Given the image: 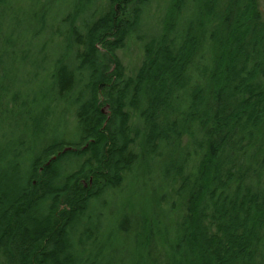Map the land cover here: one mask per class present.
I'll return each instance as SVG.
<instances>
[{
  "label": "trees",
  "instance_id": "16d2710c",
  "mask_svg": "<svg viewBox=\"0 0 264 264\" xmlns=\"http://www.w3.org/2000/svg\"><path fill=\"white\" fill-rule=\"evenodd\" d=\"M16 1L0 0V23L15 34L14 43L7 34L0 66L5 71L6 60H14L13 81H20L0 74V96L14 86L23 94L19 99L14 89L10 98L21 112L5 109L0 99V120L11 126H0V264H122L103 255L98 228L76 227L91 220L90 201L119 186L137 158L133 150L124 155L128 142L140 153L166 142L171 156L155 167L172 171L171 191L183 218L182 225L168 221L153 232L156 225L146 221L149 235L135 245L130 264H264V22L258 0H171L160 29L156 23L142 36L135 33L158 0H106L79 24L83 7L71 5L53 16L67 24L49 33L61 38L54 54L39 42L45 11L27 32L31 8L24 13ZM168 16L177 20L175 32L166 26ZM133 39L141 60L130 66L118 52ZM55 107L63 130L50 127ZM135 112L143 125L131 122ZM67 113L76 141L61 137ZM66 157L68 170L59 164ZM88 176L94 185L84 188L79 179ZM129 226L124 217L113 228ZM150 237L166 254L163 261L147 259Z\"/></svg>",
  "mask_w": 264,
  "mask_h": 264
},
{
  "label": "rangeland",
  "instance_id": "374dc122",
  "mask_svg": "<svg viewBox=\"0 0 264 264\" xmlns=\"http://www.w3.org/2000/svg\"><path fill=\"white\" fill-rule=\"evenodd\" d=\"M42 1L44 0H41V2ZM87 1L89 0H47L43 5L36 4L35 6L29 5V0H21L16 1L15 4L17 5V7H21L20 10H24V13L26 11L29 12L28 9L31 8L28 18H26L27 21L24 22L27 23V32H30L33 28L39 26L43 10L45 11L44 17L46 27L44 28L43 33L41 34L42 39H40L39 42L41 44L47 42L46 45H44L45 50L48 53L54 54V52L59 51V49L56 48L58 46L57 39L59 37H50L49 33L55 32L58 27L62 29L66 28L67 24L60 23V17L54 19L53 16L62 13L65 14L67 11L71 10V5L75 6L76 11H78L80 7H83L80 10V18L76 22L77 24H79L82 20L85 19V17L90 15V13L94 12V10L96 11L100 8L102 4L104 5L106 3V0H90L88 3ZM170 3L171 0H158L154 9V12H156L153 13V9L148 12V15L141 20L140 28L135 33V36H142L143 32L146 29L155 28L154 25L156 23L158 29H160L163 23L162 20L167 16V13L169 11ZM16 5L13 6L16 7ZM3 9V7H0V12ZM258 9L260 10L261 18L264 22V0H258ZM34 12L35 14H33ZM192 16V11L190 9H187L185 11L184 18L189 19ZM21 18H23L22 15L17 16V20H20ZM4 21L5 17L2 16V22ZM176 22L177 20L174 16H168V19L166 21L167 28L170 31L175 32L177 28V25L175 26ZM14 24L16 23L14 22ZM10 29L11 28L9 27V25L5 24V22L0 23V52L1 54L3 53L2 57H0V62L2 61V59H5L4 41L6 39H9V36L7 34H10L11 43H14L15 41V34L13 35L11 32H9ZM64 44L66 43H63V45ZM54 46H56L55 49ZM138 48L139 43L135 39H133L130 41V47L126 50L119 51L118 54L120 58L123 59L124 63L130 64V66L138 65L141 60L137 52ZM7 57L9 58V56ZM13 64L14 60L12 64L8 60H6L5 77L7 78L6 80L8 82H10V79H12L13 83L18 84L20 83L19 80L13 81V75L15 73V67H13ZM29 67L31 69H34L32 64L30 63ZM20 68L21 66H17V69ZM28 70L29 69H26V67H24L25 73H27ZM5 71L3 70V66H0V74H4ZM10 72H12V75H10ZM21 88L22 87L18 88L14 86V89H17V91L19 92V99L23 95L20 92ZM14 89L12 88V92H9L7 95L5 94L4 96H0V99H3V106H5V109L21 112L17 105H13L12 103H10V98L14 95ZM56 108L58 109V111L53 113L50 122V127L52 125H55L63 130L64 122H62L61 110H59L60 108L58 107H55L54 109ZM100 111L103 115L106 116V119L108 120L111 115L108 113V105H104L100 109ZM23 114L25 115V117H27L26 113ZM62 115L64 116V121L65 119H67V125L69 127L66 126V134L62 133L61 137L67 141L74 139L76 141L79 135L78 130L73 131V133L71 134L72 128L75 126L73 117L70 116L71 118H69V113H67L66 115ZM17 120L24 121L23 118H19ZM4 121L0 120V126H3L4 129H9L11 127L10 124L8 122L7 124H5ZM131 122L134 125L144 124L142 118L138 115L136 116V112ZM51 129L55 130L56 127H51ZM45 130L46 132L49 131L47 127H45ZM134 132L135 128L133 127V129L130 130V132L128 133V136H131ZM123 133L124 136L126 135L125 138L127 139V131H125V129H123ZM92 142L93 138H90L88 139L86 144H91ZM165 143H160L157 149H155L154 151V147L146 146L147 153H140V146H136L128 142L124 155L125 153L128 154L130 152L133 154V150L135 153L138 154L137 158L134 162L131 163V167L129 168V170L124 172L123 180L119 186L113 188L112 190L105 191L103 194L100 192L102 195L99 193L100 198L98 200L95 199V201H93L92 199L90 201L88 216L90 215L92 224H90L91 220L84 221L76 227L77 230H83L85 228L93 229L91 227L93 225L95 226V228H98L99 231L98 233H96V235H98V238L100 240L99 244H105V247L103 249V255L106 256L108 259H111L112 257L115 260H120L122 264H130L131 257L134 258L133 255L136 251L135 245L138 243H140V245H143L145 243L146 237L149 235L147 234L149 230H146L145 228L143 230L144 225H147L146 221L149 225L153 224L152 226H150V228L156 225L152 230H150L152 232L163 231L164 227L167 226L168 221H171L173 225L183 224V218L177 213L175 196L171 191V188L173 187L172 171H165L163 173L162 167L160 171H158L155 167L156 165H162L165 162L164 157L171 156V153H167V148L164 146ZM66 147L67 146H64V149ZM58 155H60V151L57 152L54 157ZM69 159V157H66L59 163L63 169H69ZM72 165L73 162L70 166ZM75 167L73 168V170L75 169ZM98 168L100 170H103L105 166L100 165L98 166ZM77 169H75V171ZM79 182L83 185L84 188L93 187L94 185V182L92 181V176H88L87 178L81 177L79 179ZM162 193H165L163 197ZM61 207H59V210H61ZM124 217L127 218V223H130L128 231L119 230L115 233V229L113 227H118L119 222H121ZM171 227L172 226H169L170 230H168V234L166 236L169 243H172V241L175 239L173 235H171ZM146 243L147 244L145 245L144 249L146 250L145 252H147V259L152 261H163L164 259H166V254L159 247V244L157 243L156 239L150 237Z\"/></svg>",
  "mask_w": 264,
  "mask_h": 264
},
{
  "label": "bare ground",
  "instance_id": "6f19581e",
  "mask_svg": "<svg viewBox=\"0 0 264 264\" xmlns=\"http://www.w3.org/2000/svg\"><path fill=\"white\" fill-rule=\"evenodd\" d=\"M67 148H69V147H67ZM70 149V148H69Z\"/></svg>",
  "mask_w": 264,
  "mask_h": 264
}]
</instances>
